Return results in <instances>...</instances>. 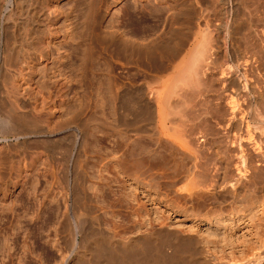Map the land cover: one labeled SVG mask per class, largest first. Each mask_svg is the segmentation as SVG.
Segmentation results:
<instances>
[{
	"label": "bare ground",
	"instance_id": "obj_1",
	"mask_svg": "<svg viewBox=\"0 0 264 264\" xmlns=\"http://www.w3.org/2000/svg\"><path fill=\"white\" fill-rule=\"evenodd\" d=\"M18 1L22 2V0L21 1L20 0H0V66H4V67L6 66V64H8V63H6V61L11 60L9 53H7L8 55L4 54L5 48L2 47L4 44L2 45V42H1L2 38L4 37V32H3V30H5L4 25L8 24L10 22L12 23L13 19H15L14 15H15V10H16L17 6H19V7L22 6V8H23V5L21 3L19 4ZM28 1L30 2L32 0H26V5H27ZM36 1L37 0H35V2ZM216 1L218 2V0H216ZM230 1H232V0H230ZM233 1L231 3H233ZM39 2H41V1H39ZM88 2H89V6H87V10L89 7V11L88 12L85 11L86 14L88 13V17H87V15H85V18L88 19V21H87L88 27L86 26L85 18L83 19V22L85 23V26L87 27V28L86 27H84V28H85V31L87 29V32L85 33V39L86 40L85 41L82 40V44H87V46H86V50H85V46L83 47L84 53L81 52L83 54L82 65L86 66L89 62H91V60L93 59L92 57H93L95 51H97L100 47H101L100 49H103V51L109 47L113 48V50H116V48L119 47L120 51H121V53L120 52L119 53L121 54V57L124 58V65H121V67L124 66L122 68H124L125 72L123 71L124 73H123V76L121 79L122 83L119 82V84L121 83L120 86L122 85V90H119L120 92L122 91L121 95H119V96L117 95L118 91L116 92V90L118 89L117 85L119 86V84H116V82H118V81L115 82V79L118 77L114 76L115 74H113V76L115 77V79H114V77L112 76L111 65L109 66V68L110 67L111 68L109 70L107 69L108 71H106L108 73L107 79L105 77H103L106 79V81H105L106 83H104V84H105V86H106L105 88L107 90V92H106L107 94H105V95H107V97L105 96L106 97L105 99L108 98L110 100V102H109L110 104H108V105L109 106L111 105V107H109V108H111V111H110L111 113H109V116H110V114L116 113L115 112L116 110H114V106L116 105L115 104L116 100L118 101V99L121 98V100L126 99V101H127V97H130V98H128V100L131 99V96H127V94H128V91H129V95L131 93L130 90H131L133 85H132V82L130 84V81L133 80L134 78L130 79V77L132 76V74L134 72L132 71V66L131 67L129 66V63H130L129 61L130 60L133 61L132 55L135 53L132 52V55H130L129 52H131V51H128L129 50L128 46H130V48H131V45H128V44H133V43H130V40H129L130 38L127 37L128 35L124 31L123 32L125 33V36L121 37V35H124V34H121L120 37H117L118 32H115V31H118L119 29H117V30L114 29L115 31H112L111 30L112 28L110 29L111 31L108 29V28L114 27V26H110L107 28L105 27L106 30L108 29L110 32H108V30H107V32H104L105 30L104 31L99 30V32H98V30L95 29V26H96V28L99 27V25L97 26V22H96V25L94 23V18H95L94 16H96V14L94 15V13H95V8H97V6H96L97 0H91V1L89 0ZM194 2H197V0L196 1L194 0ZM238 2H239V0H238ZM229 3H228V5H229ZM239 3H241V2H239ZM242 3H243L242 6H244V8H245L243 10L244 11L246 10L245 11L246 13L243 12V15L245 14L244 15L245 19L243 21H242L243 17L239 16L240 18H242V19H239V21L241 20V23H243V24L245 23L244 25L240 24L241 26H243V28H242L243 31L241 29H239L241 32L238 30L239 34L240 33H242V34L239 35V34L234 33V30H231V29L230 30H231V32L233 31V33L236 35V37H237V35L239 37V39H238L234 35L233 36L234 41L236 38V39H238L236 41L240 40L242 45H243V47H242V45H240L238 42V45L240 46V49H241V54L239 56H240V59L243 60L242 62H241V60H239L240 62L238 61V63L240 64L241 68H243V69H241L239 67L240 69L237 70L236 67L234 66V68L237 71H239L238 77H236L237 75H235V74L227 77V75H229V74L231 75V73H232V72L228 73V71H227V74L226 75L224 74V76H226V77L220 78L222 73L225 71V70L223 71V69H221V68L220 69L223 72L222 71H221L222 73L220 72L221 73L220 76L217 75L219 79H222L221 82L222 81L225 82V84L228 87H230L229 86L230 84L236 85V87H235V85H234V87H232L233 86L232 85L230 88H233L232 90H234V88H236L234 91L238 92L239 98H237V95L235 93H234L235 94L234 97L232 96L233 94L232 95L230 94L231 96L228 95V98H227V96L224 95V98L226 97V100H223L224 102L221 105L222 99L220 97H222L221 96L222 94H219L220 97H217V95L216 96L212 95L211 101L215 97L214 102L212 101L213 103L211 102L210 106H208L209 104L206 103L209 100V99L208 100H206V99L210 96L207 97L205 94H203L202 92H204V91H202V88H204L205 85L209 84L210 88L205 87L207 89V90H205L206 93H207V91H209V89L212 90V88L214 89L213 90V92H214L216 89L215 88L216 84L212 83L214 81H209L210 83L206 82V84H204V82L211 79L212 77H214V76L210 75V73H212L210 71L219 68L220 65L219 66L217 65L216 60H215V62H213L214 57L217 58L216 56L211 58L212 53L216 50L215 49L212 50V48L209 47L213 51V52H210L208 49V46L211 45V44H209V42L212 43L213 41H215V40H212V38H214V37L208 36V37H210L208 39V37L206 36L207 34L206 35L204 34L206 37L204 36L203 39H201V40H203L202 43L200 41V43H198L195 46L196 47L195 51L194 52L192 51L193 54L190 55V58L185 60V62L187 61L186 63L183 61L185 63V64L183 63L184 66L182 63H179V64H182V66H183V68L181 66L182 69L180 68L181 72L179 71L180 76L182 75V77L178 78L177 74L175 77L173 76L175 79L171 77L172 80L173 79L176 80L177 78L179 79V80H176L174 82V84L172 83L173 84L172 90L174 89L175 92L176 91L178 92V90L181 89V90H179L178 94L181 93L184 89H182V88L178 89V88H176V85L178 83V84H180V87H181L184 84V81H185L184 79L188 80V81H186L188 83V84H186L187 89H188V87H190L188 85L190 82H192L191 80L194 81V83L192 82L193 84L190 83V85H193V86L194 85L196 86V84L200 85V83L202 85V82L204 81L203 87L202 88L201 87L198 88V86L194 87L195 91L199 89L197 92H195L194 90H193L194 92L192 91V89H193L192 86H191V88H189L190 92L192 91L191 96H188L189 94H187L188 99H189L187 102H189V104L184 99H182L184 97L183 94L190 93L188 91L189 89L187 90L188 92L186 90L183 91L186 93H183L181 95L182 96L181 98L178 97V96H180V94L178 95L174 92L177 96H176V98L172 99V96L175 94L169 93L170 89H168V88H170L169 87L170 85L168 86V88H166V90H165V88L164 89L158 88L156 90H154V88H152L153 89L152 90L153 91L152 96L154 97V100L152 99V96L150 99H152L151 101H153V103L151 105L154 109H150L152 107H147L150 109V110L147 109V111H150V113H148L149 117H148L147 122H146L147 124L145 126L142 124L141 125L138 124V126H136L135 128H132V130L136 132V134L133 135V138H130L132 136H129V135H127V136L125 135L124 137L123 136L121 137L122 138V144H121L122 147H121V149H119V148L115 149L118 152L120 151L119 152L120 154L114 155L113 152H111V153L104 152V150H106L107 148L103 150L100 147L101 141H100V139H98L100 137H98L99 135L96 134L97 131L91 130L92 126L98 125L99 127H102V128H108L110 125H112V123H110L109 121L106 122L107 119L102 121V119H101L102 116L100 114L98 115L96 111L90 110L87 112V111H83V109H82L81 112L82 111L85 112V116L83 118L82 125L80 127H77V128L72 127V126L68 127V130L71 131L72 133H71V135H65V137L71 139L70 148H68V149L65 148L59 157L54 158V160H57L60 163L62 162L61 164L56 165V170L62 171L63 178H64L63 179L64 180V186H63L62 190H60V191L51 190V192L48 193L51 196V198L48 196L50 198V200H49L50 204H48V205H50V207H48V209L50 208L49 209L50 212H47L48 209L46 211L47 213H49V215L47 214L49 216V218L47 216L46 217L50 220V228L48 227V229H50V232H49L50 234L48 233V235H50L51 238L48 237V235L47 236L45 235V236L50 239L48 244L50 243L51 249L53 251L57 250V253L60 252V258H59L60 260L58 263H55V264H264V225L261 226V230L259 232L260 244L258 246H251V247L247 248L246 251H244L243 249L237 250V248H234V247H228V248H226V246L225 247L224 246L218 247L216 243H218V245H221L219 241L218 242L215 241L216 243L210 242V243H214L213 246H210L212 244H210L208 241V245L206 246V245H204L205 244L204 243L205 238L203 239L202 237H200V232H198L199 230H197L195 227H193V225L185 226L186 228H183L184 226L181 228L176 226V225L174 226L172 223H170L168 221L169 216H163V215L160 216L159 214H157L153 211L152 212H153L154 216H152V213L150 212L151 209H148L146 206L147 204L153 205L155 203L164 202L166 207H168V206L176 207L178 210H182L184 212H187V209L189 207H185L186 205H184V203H187L189 201L193 203V207H194L193 209H195L196 204L198 205L196 207L199 208V205L206 204V202H208V201H213L211 203H216V202L223 203L225 201L226 197H230L232 199L231 202H234L235 200H238V199L241 202H243V201L246 202V200H248V199L253 200L254 198H255L254 200H257L258 198L255 197V196H257L256 193L260 192V191L264 192V120L262 119V118H264L263 117L264 116V0H242ZM32 4L34 5V3H32ZM212 4H215V3H212ZM233 4H235V3H233ZM233 4H232V6H233ZM31 5H29V6L27 5L28 6L27 8L29 9ZM39 6H40V4H39ZM41 6H43L42 9L45 11V14H46L44 16V18L42 19L41 23H40V20H41L40 14H39L38 10H36L35 12L31 11V13H30L28 11V9L27 10L25 9L26 11H28L30 13V15L32 14V16L30 17L27 14L30 17V19L25 20L26 18H28V16H26V18L24 20L26 21V23H30L29 26L32 25L37 30L40 31L39 32L40 34H38L36 36V39L39 36L38 39L40 40V42L43 45V44H47V42H53V40H56V38L58 37V34L56 33V31L54 29L55 28L54 27L55 19L58 15V10L56 9V7H54L52 0H43ZM198 6L196 8V11L198 9ZM223 6L224 5H222V7ZM220 7H221V5H220ZM211 8L209 10H211ZM226 8L227 9L230 8V5ZM234 8H235V6H234ZM33 9L35 10L34 6H33ZM33 9H31V10H33ZM126 9L128 10V8H126ZM126 9H125V13H126ZM203 9H205V8H203ZM227 9H225L224 11L228 12ZM18 10H19V8H18ZM238 10H239V8H238ZM19 11H18V13H20ZM26 11L24 14L27 13ZM237 11H235V12H237ZM132 12H136V11L134 10ZM140 12H136L135 14L137 15V13L139 14ZM203 12H205V10L204 11L202 10L201 16L203 15ZM129 13L130 12H128V14ZM209 13H210V11H209ZM220 14L221 13H219V15ZM228 14L230 15L231 13H228ZM236 14L237 13H235V15ZM54 15H55V19H54V17L52 18V16H54ZM126 15H127V13L125 14V16ZM206 15H208V14H206ZM210 15L212 17V13ZM225 15L227 16V13L224 14V16ZM235 15H233V16L235 17ZM198 16H200L199 13H198ZM216 16H217V14H216ZM189 17H190V15H189ZM21 18H22V16L20 17V19ZM137 18H139V16ZM137 18H136V20L139 21L140 18L139 19H137ZM142 18L143 17H141V19ZM198 18H200V17H198ZM203 18H204L203 21L200 20L201 23L203 22L204 25L210 24L209 23V20L211 19L210 16L208 18H205V15H204ZM203 18L201 17V19H203ZM226 18H225V21H226ZM130 19H132V18H130ZM133 19H132V21H135ZM205 19H207V21H205ZM235 19L237 20V23L235 20H232V21L233 22L235 21L233 26H236L238 24L237 27H235L237 30L238 26H240V25L238 23V17ZM24 20H21V21L24 22ZM123 20H125V23H126L128 18L125 17V19H123ZM14 21H16V20H14ZM129 21H131V20H129ZM132 21H131V23H133ZM221 21H223V20H221ZM225 21H223L224 23H222V25L224 24L225 29L227 30V33L229 35V33H230V31L228 30L229 26H228V23L227 24L225 23ZM228 22H230V21L228 20ZM233 22H231V23H233ZM217 23L218 22L215 23L216 26H218V25L220 26V24H217ZM71 24H72V22H71ZM138 24H140V26L142 25L141 23H138ZM17 25H18V23H17ZM27 25H26V27H27ZM198 25H199V23H198ZM23 26H24V24H23ZM29 26L27 28L26 27L25 28L28 29ZM68 26H70V25H68ZM82 26H84V25H82ZM125 26H126V24H125ZM136 26H137V23H136ZM144 26L145 25H143L142 28ZM209 26L207 25L206 30L204 28V32L205 31H211L210 29L208 30V28H211ZM221 26H220V28H221ZM203 27H205V26H203ZM212 28H214V27H212ZM23 29H24V27L22 28V33L25 31V30L23 31ZM70 29H72V28L65 30L64 37L65 38L69 37L71 41H75L77 38H79V36L77 37L75 35L76 32L74 33ZM133 29H135V28H133ZM136 29H138V31H139L141 29V27H140V29H139V27ZM31 30L33 31V29H31ZM215 31H218V30L215 29ZM84 32H83V34H84ZM102 32H103V34H102ZM134 32H135V30H134ZM139 32H141V35L144 33L143 30H141ZM212 32H213V30H212ZM36 33H38V31ZM216 33H218V32H216ZM25 34L26 35L28 34L29 36L32 34L31 36H33L34 33L30 34V33L26 32ZM221 34L223 35V33H221ZM232 34H230V35H232ZM28 35L26 36L27 38H28ZM143 35H142L143 39H140V40L141 41L143 40L145 42ZM202 36H203V34H202ZM23 37H25L24 34H23ZM27 38H25V40ZM31 38H28V39H31ZM204 38H207V39L204 40ZM226 38L228 39L229 37L225 36L224 41L226 40ZM230 38H231V43H232L233 38L231 36H230ZM28 39L26 40L27 42L30 41ZM80 39H82V37ZM77 40H76V42H77ZM207 40H209V41H207ZM68 41H66V42L68 43ZM144 42H142V43H144ZM69 43H72V42L69 41ZM79 43L81 44V42H79ZM225 43H226V41H225ZM231 43L229 41V50L232 49L230 47V45H232L233 43L232 44ZM235 44L237 45V42ZM141 45H143V44H140V46ZM213 45L214 44H212L211 46H213ZM234 45H232L233 51H234V47H236ZM217 46L215 43L214 48ZM218 48H219V46L217 47V51H218ZM235 49H237V47ZM140 50L142 51V49H140ZM238 50H239V47H238L237 51ZM19 51H21V48ZM64 51L66 52V50H64ZM100 51L103 52L102 50H100ZM139 51H138V54H139ZM224 51H226V49ZM107 52H108V50H107ZM227 52L229 54L230 51H227ZM111 53H112V51H111ZM177 53H179V52L177 51ZM128 54L130 55V57L132 59L129 58ZM65 55H66V53H65ZM174 55H175V52H174ZM233 55H231V53H230V57L232 56V58H233L234 57ZM45 56H46V54H45ZM137 56H140V54ZM176 56H179V54L178 55L176 54ZM239 56H237V59L235 57L236 61L238 60ZM8 57L10 58V60H8L9 59ZM66 57H67V55H66ZM94 57H98V56H94ZM142 57L144 58V56H140V59H142ZM145 57H147V55ZM226 57L228 59V56H226ZM40 58H41V60H43L44 55L43 54L40 55ZM63 58H65V57H63ZM111 58H113V57H111ZM232 58H231V61L234 59V58L233 59ZM227 59H226V61H227ZM111 60H109V61H111ZM142 60H144V59H142ZM135 61H137V59H135L133 61L134 63H131V64H136L138 62V61L137 62H135ZM171 61H172V59H171ZM99 63H97V64H99ZM114 63H115V60H114ZM212 63H213V65L215 63L217 68L215 67L213 69V67L215 65L211 66ZM241 63H243V64L241 65ZM111 64H113V62ZM138 64H140V63H138ZM138 64H137V66H139ZM143 64H145V63L143 62ZM179 64H178V66H179ZM24 65H25V66H23L24 68H18L14 71H11V69L9 70V68H8L7 69L8 70L7 76L8 77H5L4 79L0 78V90H3V92L5 93V96H8V98H10L11 100L16 99V97L18 95L23 96V92H25L26 90H31V86H29V85L25 86L26 83L19 82L20 79L22 80L24 77V69L26 67L33 70L31 62H26ZM230 65H232V64H230ZM230 65L228 67H225V69L226 68L229 69V67L231 68ZM236 66H238V64ZM133 67H134V65H133ZM81 68H82V66H81ZM84 68H86V67H84ZM135 68L136 67H134V71H136L137 73L138 72L140 73L139 77L142 74L141 72H143L144 75L147 74V73H144L143 69H140L138 67V69H139V71H138V69L136 68L137 69L136 70ZM142 68H143V66H142ZM113 69L115 70V68H113ZM235 69H233V71H235ZM161 70L163 71L164 69L162 68ZM166 70H168V69H166ZM230 70H232V68ZM162 71H160V73H164ZM82 72H85V69L83 71V68H82ZM217 72H218V70L216 71V73ZM138 74L135 73V75L137 77H138ZM118 75H119V73H118ZM213 75H215V74H213ZM161 76L159 77L160 79H161ZM186 76H187V78H186ZM239 76H241V78L243 79L242 82L239 81V78H240ZM132 77H134V76H132ZM62 78H63V75H62ZM159 78L157 76V80H156L157 82L155 81L156 83L159 82L158 81V80H160ZM64 79H65V77H64ZM72 79L74 80V78H72ZM141 79H142V77H141ZM216 79H217V77H216ZM68 80H70V79H68ZM144 80H146V78ZM182 80H184V81H182ZM100 81L101 80H99V83H100ZM138 81H139V79L137 80V82ZM169 82H171V81H169ZM217 82H218V80H217ZM223 82H222V85L220 84L221 87L224 86ZM56 83L59 84L60 88H62V89L66 84L65 80H62V79H58V81H56ZM211 83H212V85H211ZM144 84H141V85L144 86ZM213 85H214V87H213ZM115 86H116V88H115ZM158 86H159V84H158ZM227 86H224V88H226ZM39 87L40 86L36 87V89H37L36 94L40 97L41 107H44V109L47 110V113H51L53 111V108H54L53 107L54 102H52V105H47L46 100L49 99L50 94L45 92V90L42 87H40V88ZM101 87L98 88V92L101 91L100 90ZM140 87H142V86H140ZM156 87H157V85H156ZM161 87H162V84H161ZM182 87L185 88V85H183ZM216 87H217V85H216ZM102 88H104V87H102ZM120 88L121 87H119V89ZM129 88H130V90H129ZM148 88L149 87H147V89ZM224 88H223V90H227V91H224L225 92L224 93L223 90L221 89L224 94H226L228 91H230V90L224 89ZM143 89H145V88H143ZM140 91L142 92L141 89H140ZM140 91H138V93ZM0 92H2V91H0ZM102 92H104V91H102ZM149 92H147V93H149ZM213 92L211 91L208 93L209 94H211V93L216 94V92H214V93ZM99 93H101V92H99ZM141 94H144V93H141ZM141 94L139 96L140 98L143 99L144 98L143 96L146 97V95H145L146 93L143 96H141ZM150 94H151V92H150ZM209 94H207V95H209ZM101 95L103 96L102 93H101ZM202 95H205L207 97L206 98L204 96V98H205L204 101H200ZM102 96H101V98H102ZM135 96H136V94H135ZM137 98H138V94H137ZM190 98H192V100H193V102H191V104H190V101H191ZM194 98L196 100H194ZM219 98H220V101H218ZM241 98H243V100L246 101L247 104H249L248 106H252L254 108V111L258 112V113H256V115H254L252 117L250 116L251 119L253 118L252 122L250 120L248 121L247 120L248 118L246 119V116L248 115L247 113L249 111L248 112L246 110L243 111V108H246V107H243L244 105H242V107H241V105L239 103ZM3 99H5V98H3ZM148 99H149V96H148ZM175 99L176 100L178 99V100L175 101ZM185 99H186V95H185ZM7 100H6V102H7ZM132 100H133V98H132ZM145 100L146 99L144 98V101H142V102L144 103ZM83 101H85V100L83 99ZM99 101H100V99H99ZM105 101H102V102H105ZM139 101H141V99ZM183 101H185V102H183ZM11 102L12 103H10V102L7 103V104H9V106L7 105L8 106L7 109L4 108L6 110H2L0 108V148L1 149L3 148L2 147L3 143H7L11 139V137H14L13 139L16 142H17V140H19V143H20V142H22L21 141L22 139H26V141H28L27 139L34 137V140L38 139V141L39 140L41 141L42 137L46 136V138H47L49 136L48 134L46 135V133H40L42 131L38 129L41 127V125H40L41 118L39 115H37L35 113H34V115L33 114L32 115H26V113H22L20 111L21 107L16 103V101L12 100ZM119 102L124 103L123 101H120V99H119ZM119 102H118V104H119ZM147 102H145V104ZM136 103L138 104L139 102L137 101ZM136 103H135V106H137ZM209 103H210V100H209ZM3 104L4 103H2V105ZM102 105H104V104H102ZM97 106L98 105H96L95 107H97ZM120 106H122V105H120ZM124 106L125 107H122V108H124V110L127 106L129 107V105L126 106V104ZM130 106H133V105L130 104ZM165 107H167V109ZM198 107L199 108L202 107V108L199 109ZM131 108H133V107H131ZM241 108H242V110H241ZM172 109H173V111L175 109L176 110L173 112ZM201 109H203V110H201ZM118 110H120V109H118ZM126 110H128V109H126ZM129 110H132V109H129ZM143 110H145V108H143ZM137 111H139V109H137ZM137 111L134 110V112H137ZM215 111L216 112L223 111L222 113H224L227 116V118H225L226 116L223 115L224 116L223 118H225V119H223V118L219 119L218 116L220 117V115H222V114L219 113L220 115L217 114L218 116L216 115L217 116L216 117L215 115H213V114H216ZM250 111H251V113L254 112V111H252V109ZM100 112L102 114V111H100ZM120 112H121V110H120ZM129 112H131V111H129ZM139 112H137V113H139ZM244 112H247V113H244ZM106 113L108 116V112H106ZM122 113H121V115H119V117L120 116L123 117ZM124 113L126 114V111H124ZM131 113H133V112H131ZM143 113L145 114V112H143ZM209 113H211V115H209ZM127 114H128V112H127ZM129 115H131V114H129ZM146 115H147V113H146ZM257 115L261 116V117L258 118ZM99 116H101V117H99ZM132 116H133L132 119H137V118H135L136 115L135 116L132 115ZM137 117L139 119L140 115H137ZM102 118L104 119V117H102ZM145 119H146V117H145ZM130 121H131V119H130ZM135 121L139 122V120H135ZM140 121H142V119ZM129 123H131V122H129ZM136 123H134V124L136 125ZM129 126H132V125L129 124ZM132 127H134V126H132ZM89 129H90V132H88ZM50 137L48 139H50ZM29 141H30V139H29ZM11 143L9 142V144H11ZM19 143H17V144H19ZM23 143H24V140H23ZM17 144H15V145H17ZM101 144H102V142H101ZM20 145H21V143L17 146H20ZM4 146H5V144H4ZM25 147H26V144H25ZM112 151H114V150H112ZM188 163H190V164H188ZM127 177H132L134 182L135 181L137 183L142 182L145 185L146 189L142 190V191L140 190V192H136L140 187L137 189L138 186L135 187L134 185H131V183L129 186L128 185L129 183H127L128 182ZM141 177H143L144 181H147V178L149 179V181L147 183L146 182L144 183L142 181ZM144 177H146V180L144 179ZM179 178H181V180L184 179L183 182H186V180H187V182L183 183V182H181V180H179ZM37 179L38 178H36L35 180H37ZM178 180L182 184H185V185L183 186L181 184H177ZM34 182L38 183L36 181H34ZM89 182H90V184H89ZM180 182H178V183H180ZM126 183H127V185H126ZM176 184L181 185V186L176 187ZM127 186L131 187L130 188L131 190L128 189ZM114 187L116 189L113 190ZM126 190H128V191H126ZM90 191H92V192H90ZM152 191H155V193L152 194ZM58 193L60 194L59 198L57 197ZM111 193L116 195L115 196L116 198H113L114 195L112 197L113 202L112 201L109 202L110 195H112ZM3 195H5V194H3ZM34 195H35V193H34ZM78 196H80L83 199V201L81 199L79 200ZM261 196H263V195H261ZM263 198H264V196H263ZM262 200H264V199H262ZM262 200H260V201H262ZM0 202L3 203L4 201H0ZM37 202H39V200ZM181 202H184L183 206L185 208L182 207L181 204H180L181 206L179 205V203H181ZM42 204H43V202H42ZM112 204H115V206L118 207V210L117 209L114 210L115 208L112 209L111 208ZM38 205H39V203H38ZM41 205H39L38 207H40ZM187 206H188V203H187ZM39 209H42V208H39ZM2 210H3V208H2ZM90 210H92L96 213L95 217L93 216L94 218H92L91 215L90 216L88 215ZM188 210H192L191 207ZM193 212H194V210H193ZM262 212H264V209L262 210ZM37 213L38 212H36L35 214H37ZM1 216H2V214H1ZM36 216H38V215H36ZM41 216H44V214H42ZM31 217H34V216H31ZM202 217L205 218L203 221H205L207 223L213 222V221L209 220V218H207L206 216H202ZM6 218H7V216H6ZM14 219H17V218H14ZM6 220L8 221L9 219H6ZM257 220H258V222H264V215L262 214L261 216H258ZM19 221L21 222V220H19ZM19 221H16V223ZM42 221H44V220H42ZM101 221H103L104 223H102ZM8 222H12V221H8ZM47 222H46V224H47ZM222 223H224V222L222 221L221 224ZM12 224L10 223V225H12ZM39 224H41V223H39ZM102 224H104V226L106 228L102 227ZM223 225L224 224H222V227L224 228ZM5 226H7V225H5ZM15 226H17V225L15 224ZM38 226H40V225H38ZM86 227H88V229H90V230L92 229L93 232L92 231H91L92 233L89 232L90 235L87 234L88 231L86 233V230H85ZM6 228H8V226ZM6 228H4V229H6ZM36 228L33 230V232L36 231ZM41 229H43V228H41ZM96 229H98V230H96ZM8 231H9V229H8ZM43 231H44V229H43ZM5 232H6V230H5ZM14 232H15V230H14ZM46 232H48V231H46ZM209 232H212V231H208V233ZM2 233H3V231H2ZM16 233H17V231H16ZM31 233H32V231H31ZM36 233H37V231H36ZM206 233H207V231H206ZM212 234H209L208 237L211 236ZM3 235L7 236V233L2 234V237H3ZM11 236L13 237V235H11ZM2 237H1V232H0V259H1V256H3V254H4V248L8 246V245H6L5 242H3V240L5 238L2 239ZM223 237L224 236H222V239H223ZM17 238H18V236H17ZM17 238H15V239H17ZM201 238L204 240V242L202 241ZM207 238H206V240L209 239V238L208 239ZM33 239L35 240V238H33ZM43 241H42V243L44 244L46 241H44V242ZM9 242L12 243L13 241H9ZM32 242H34V241H32ZM28 243H29V241H28ZM4 244L6 245L5 247H4ZM12 244L16 246L15 243H12ZM27 244H25V245H27ZM31 244H33V243H31ZM31 244H30V246H31ZM48 244H46L47 247H48ZM15 246L13 248L17 250L18 248L17 247L15 248ZM17 246H18V244H17ZM10 247H12V246H10ZM23 247H25V246H23ZM31 247H32L31 248V250H32L33 246H31ZM13 248L12 249L10 248V250H13ZM28 248H29V246H28ZM36 248H37V246H36ZM240 248H242V247L240 246ZM25 250L26 249H24V252H25ZM21 251H22V248H21ZM32 251H30V252H32ZM33 252H35V251H33ZM44 252H45V249H44ZM5 253H6V251H5ZM16 253L17 252L14 250L13 253H11V254L6 253V254H8V257L9 256L11 257V256H14ZM35 253L38 254L39 251L35 252ZM41 253H43V252H41ZM57 253L55 255H57ZM24 255H27V254H24ZM50 255H52V254L50 253ZM37 256H36V259H34L35 257L33 256V259L38 260ZM14 257H16V256H14ZM17 257H20L21 263H22L24 261V258L27 256H25V257L22 256V257H24L22 259V257L19 256V254H18ZM39 257H42V256L39 255ZM53 257H55V256H53ZM34 260H33V262H34ZM43 261H41L40 263H42ZM51 261H52V259H51ZM0 262H2V260ZM49 262H46V263L49 264ZM3 263H1V264H3ZM23 264H24V262H23Z\"/></svg>",
	"mask_w": 264,
	"mask_h": 264
},
{
	"label": "rangeland",
	"instance_id": "obj_2",
	"mask_svg": "<svg viewBox=\"0 0 264 264\" xmlns=\"http://www.w3.org/2000/svg\"><path fill=\"white\" fill-rule=\"evenodd\" d=\"M39 1H41V2H39ZM88 1L89 0H52L54 7H56V9L58 10V15H57L56 19H55V15L52 16V18L54 17V19H55V25H54L55 28L54 29H55L56 33L58 34V37L56 38V40H53V42H47V44L42 45V43L38 39L39 36L36 39V36L38 34H40L39 33L40 31L37 30L32 25H30L32 27L31 28L29 26L30 23H26V21H25L27 19H30V17L32 16V14L30 15L31 11L35 12L36 10H38V12L40 14V19H41L40 23L42 22V19L46 15L45 11L42 9L43 6H41L43 0H37L36 2H35V0H32L30 2L28 1V3H27L28 6L31 5L32 3H34V5L33 4L32 5L35 7V10L33 9L32 5L30 6L29 9L27 8L28 6L26 5V0H22V2L18 1L19 4L21 3L23 5V8H22V6H20V7L17 6L16 10H15V15H14L15 19H13L12 23L10 22V23L4 25L5 26V30H3L4 37L1 40L2 45L3 44L4 45L3 46L1 45V46L5 48L4 54H6V55H8L7 53L10 54L11 60L8 57L9 58L8 60H10V61H6V63H8V64H6L5 67L0 66V78L4 79L5 77H8L7 76L8 75L7 69L8 68H9V70L11 69V71H14L18 68H24L23 66H25L24 64L26 62L32 63L33 70L26 67L24 69V77L22 80L20 79V81H19L22 83L23 82L26 83L25 86L26 85L31 86V90H26L25 92H23V96L18 95L16 97V99H12V100L16 101V103L21 107L20 111L22 113H26V115H32V114L34 115V113L39 115L41 118V121H40L41 127L38 129L42 131L40 133H46V135L48 134L49 136L47 138H46V136L42 137V139L46 138L45 140L44 139L42 140L40 138L41 141L40 140L38 141V139L34 140V137L29 138L30 141H29V139H27L28 141H26V139H22L21 140L22 142H20L21 143L20 146H17L20 144L19 140H17V142H16L13 139L14 137H11V139L9 138L11 141L9 140L7 143H3V146H2L3 148L2 149L0 148V199H1L0 201H4L3 202L4 204L2 202H0V207L2 206L0 208V216L2 214V216L0 217V230H1L0 232H1V237H2V234H6V233L8 236L7 237V236L3 235V237H2V239L5 238L3 240V242H5L6 245H8V246L5 247L6 245L4 244V247L6 249L4 248V254H3V256H1V259H0V261L2 260V262H0V264L3 262H4L3 264H23V262H24V264H43V263L45 264L46 262H49V261H50L49 264H55V263L59 262L60 252L57 253V250L53 251L51 249L50 243L48 244V242L50 241V239L48 238V237H50V235H48V233L50 232V229H48V227L50 228V220L48 219L49 213H47V212H50V210H49L50 208L48 209V207H50V205H48V204H50L49 200L51 198V196L48 193H50L51 190L60 191V190H62V188L64 186V180H63L64 178H63L62 171L56 170V165L61 164L62 162L60 163L59 161L54 160V158L59 157L65 148H67V149L70 148L71 139L66 138L65 135H71V133H72L71 131L68 130L69 126L77 128V127H80L82 125L83 118L85 116V112H83V111H87V112L90 110L96 111L98 115L100 114L102 117H104V119H103L101 116H99V117H101L102 121L107 119L106 122L109 121L110 123H112V125H110L108 128H102V127H99L98 125H93L91 130L97 131L96 134L99 135L98 137H100L98 139H100V141L102 142V144L100 142V147L103 150L107 148L106 150H104V152H109V153L113 152L114 155L120 154L119 153L120 151L118 152L115 149H118V148L121 149V147H122L121 146V144H122V138L121 137L122 136L124 137L125 135L126 136L129 135V136H132L130 138H133V135L136 134V132L133 131L132 128H135L136 126H138V124L139 125L142 124L144 126L147 124L146 122H147V119L149 117L148 113H150V111H147V109L148 110L154 109L151 105L153 103V101H151V100L152 99L154 100V97L152 96V92H153L152 88H154V90H156L158 88L159 89L165 88V90H166V88H168V86L170 85L169 86L170 88H168V89H170L169 93L178 94L179 90H181L179 88L184 89L183 91H185V90L187 91L192 86L193 87L192 91L193 90L195 91L194 87H197V86H198V88L203 87L204 81L202 82V85L200 83V85L196 84V86L195 85L193 86V85H190V83H192V82L194 83V81L191 80L192 82H190L188 85L190 87H188V89H187L186 84H188V83L186 81H188V80L184 79L185 81L184 80H182V81H184L183 85H185L186 89L184 87H182L183 86L182 84H181L182 86L180 87V84L177 83L176 88L179 89V90L177 89L178 92L177 91L175 92L174 89H173L174 91L172 90V85L174 84V82L176 80H179L178 78L182 77V75L180 76V72H181V69L183 68L184 64L187 62V61L185 62V60L190 58V55H192L193 52L195 51V48H196L195 46L198 43H200V41L202 43L203 40H201V39H203V37L206 34H207L206 35L207 37L212 36V37H214V38H212V40H215V41H213L214 43L209 42V44L215 45V43H216V46L217 45L219 46L218 51H217L218 46L214 48V45L213 46L207 45L210 52H213L212 51L213 49H215L217 51V52L214 51L212 53L211 58L216 56L217 58L214 57L213 62H215V60H216L217 65L218 66L220 65V66H219V68H217L215 63H214L215 66L212 63L211 66L212 65L214 66L213 69L215 67L217 69L211 70L210 72H212L215 75H213L212 73L209 72L210 75L214 76V77H212L211 79L204 82V84H206V82L210 83L209 81H214L212 83L217 85V87L215 85L216 89L214 91V92H216V94L213 92V90H214L213 88H212V90L209 89L210 87H209V84L207 83L208 85H205V87L206 88L209 87L208 88L209 91H207V93H206L205 90H207V89L204 87L205 89L202 88V91H204L205 93L202 91L201 92L203 94H205L207 97L208 96H210V97L207 98L205 95H202L201 96L202 100L200 99V101H204V99H205L204 96H205L207 98L206 100H208V99L210 100V103H209V100H208V102H206L209 104L208 106H210L211 102L212 101L214 102V98H215L214 97L213 100L211 101L212 95L213 96L217 95V97H220L219 94H222L221 95L222 97H220L222 99L221 105L224 102L223 100H226V97L224 98V95L227 96V98H228V95L231 96L233 94L232 96L234 97V95L236 94L237 98H239L238 92L234 91L236 88H234V90H232L233 88H230L232 85H233L232 87H234L235 84H230L229 85L230 87H228L225 84V82L222 81L224 86H227V87L226 88H224V86L221 87V85H222L221 80L222 79H219L217 75L220 76V74L224 70H225L224 71L225 73L223 72L222 75L220 76V78L226 77V76H224V74L226 75L227 71H228V73L232 72L231 75L229 74V75H227V77L232 76L234 74L237 75L236 77H238V75H239V71H237V70L240 69L241 66L238 63V61L241 60V62H242L243 60L240 59V56H239L241 54V49H240V46L238 45V42L240 45H242V43L240 40L236 41L239 39V37H238V35L236 37V35L234 33L239 34V31H240L239 29L242 30V28H243V26H241L243 23H241V20L239 21V19H242L240 17H243L242 21L245 19V17H244L245 14L243 15V12L246 13L245 12L246 10L245 11L243 10L245 8H244V6H242V4H243L242 0H239V2H241V3H239L238 0H234L235 2L232 0L233 3H235V4L231 3L232 1H230V0H218V2L216 0H200V1L197 0V2H194V0H99V1L97 0V4H96L97 8H95V13H94V15L96 14V16H94V15L93 16L95 17L94 18L95 25L97 22V26L99 25V27L96 28V26H95V29L98 30V32H99V30L100 31L105 30L104 32H107V30L108 29L110 30L111 28H112L111 29L112 31H115L114 29H116V30L119 29L118 31H115V32H118L117 37H120L121 34H124V35H121V37H123V36H125V33H126L128 35V36L127 35L126 36L130 38L129 39L130 43H133V44H128V45H131V48H130V46H128V49H129L128 51H131V52H129L130 55H132V52L135 53V54H133L135 57L132 55L133 61L135 59H137V61H138V62L135 61V62H137L136 64H131L134 62L131 60L129 61L130 62L129 66L130 67L132 66V71L134 72V73L132 72L133 73L132 76H134V77H132L130 75L131 76L130 79L134 78L133 80L130 81V84L132 82V85H133V86L131 85L132 86L131 90L129 88L131 93L129 95V91H128V94H127V96H131V99L128 100V98H130V97H127V101H126V99L122 98L123 100H121V98H119L120 101H123L124 103L119 102V99H118V101L116 100L115 101L116 105L115 106L113 105L114 110H116L115 111L116 113L110 114V116H109V113H111L110 112L111 108H109V107H111V105L110 106L108 105V104H110L109 103L110 100L108 98L105 99L107 97V95H105V94H107L106 93L107 90L105 88L106 86L104 83H106L105 81H106L107 75H108V73L106 71H108L112 67V70H113V71L111 70L112 76H113V74H115L114 76L118 77V78H116L117 79L116 80L115 77L113 76L115 79V82L118 81V82H116V84H119V82H121L123 73L125 72L124 68H122L124 66L121 67V65H124V58L121 57V54H120L121 51H120L119 47L116 48V50H113V48L109 47L104 51H103V49H100L101 48L100 47L99 49L102 50L103 52H101L98 49L97 51H95V53L92 57L93 58L92 59L93 61L91 60L92 63L89 62L86 66L82 65V59H83L82 53H84L83 47L85 46V50H86V46H87V44H82V40H84V41L86 40L85 39V33L87 32V29L85 31L84 27H86V26L88 27V25H87L88 19L85 18V15H87V17H88V13L86 14V12L89 11V7L87 10V6H89ZM212 3H215L216 5L212 4ZM228 3L230 5L231 9L226 8L229 6ZM39 4H40V6H39ZM232 4H233V6H232ZM220 5H221V7H220ZM222 5H224L223 7L225 9H227L228 12L224 11L225 9L222 7ZM197 6H198L199 10L197 9V11H196ZM206 6L207 7L209 6V7L207 8ZM234 6H235V8H234ZM202 7L205 9H203ZM18 8H19V10L20 9L21 10L19 11ZM126 8H128V10ZM210 8H211V10H209ZM238 8H239V10H238ZM25 9L26 10L28 9V11L30 13L28 11H26ZM31 9H33V10H31ZM125 9H126V13H127L126 16H125V14H126ZM207 9L210 11V13ZM134 10L136 12L141 11L139 13L140 15L137 13V15L139 16L140 19L137 18L138 16L135 14L136 12H132ZM202 10L203 11L205 10V12H203V15L201 16ZM18 11L20 13H18ZM25 11L27 12L26 14H24ZM235 11H237V12H235ZM128 12H130V13L128 14ZM197 12L199 13L200 16H198ZM211 13H212V17L210 15ZM219 13H221V14L219 15ZM226 13H227L228 17L226 15L224 16V14H226ZM228 13H231L230 14L231 16ZM235 13H237V14L235 15ZM131 14L132 15L134 14V15L132 16ZM206 14H208L211 18L210 20L208 19L209 23L211 25L207 24L208 26L210 25L209 27H211V28H208V30L210 29L211 31H205L206 32L205 33L204 28L206 30L207 25L206 24L204 25L203 22L201 23V21L204 20V18H203L204 15H205V18L209 17ZM216 14H217V16H216ZM189 15H190V17H189ZM233 15H235V17ZM21 16H22V18L20 19ZM26 16H28V18H26ZM140 16L143 18L141 19ZM125 17L128 18L126 23H125V20H123V19H125ZM135 17L137 19H139V21H137ZM198 17H200V18H198ZM201 17L203 19H201ZM237 17H238V23H239V25L240 24L241 25L238 26V29L236 30L235 27H237L238 24L237 25L235 24L236 26H233V25H234L235 21L237 23V20L235 19ZM84 18L86 21V26H85V23L83 22ZM130 18H132V19L134 18L133 20H135V21H132V19H130ZM225 18H226V21H225ZM14 20H16V21H14ZM21 20H24V22ZM129 20H131L133 23H131V21H129ZM221 20L225 21L226 24L228 23V26H229L228 30L230 31L229 35L227 33V30L225 29L224 24L222 25V23H224V22ZM228 20L230 22H228ZM232 20H235V21L233 22ZM205 21H207V19H205ZM71 22H72V24H71ZM135 22L137 23V26H136ZM216 22H218L217 24H220V26L222 25L221 26L222 29L220 28L219 25L216 26V24H215ZM231 22H233V23H231ZM17 23H18V25H17ZM138 23H141L142 25L140 26V24H138ZM198 23H199V25H198ZM23 24H24V26H23ZM125 24H126V26H125ZM26 25H27V27L29 26L28 29H26L27 28ZM68 25H70V26H68ZM82 25H84V26H82ZM143 25H145V26L142 28ZM110 26H114V27H110ZM203 26H205V27H203ZM23 27H24L23 31L24 30L25 31L22 33ZM105 27L106 28L110 27V28H108L106 30ZM138 27H139V29L141 27V29L139 31H141V30L144 31V33L142 32L144 35L143 34L142 35L144 36L145 42L143 40L142 41L140 40L143 38H142L141 32H139L138 29H136ZM212 27H214V28H212ZM30 28L33 29V31ZM65 28L66 29L72 28L70 30H72L74 33L76 32L75 35L77 37L79 36V38H77L78 40L76 39L77 42H76V40L71 41L69 37H66V38L64 37V33L66 30ZM133 28H135V29H133ZM215 29L218 31H215ZM230 29L234 30V33H233V31L231 32ZM109 30H108V32L111 31V30L110 31ZM134 30H135V32H134ZM212 30H213V32H212ZM37 31H38V33H36ZM26 32L30 33V34L34 33L33 36H31L32 34L30 36L27 34L28 38L32 37L34 40L32 38L28 39L26 37L27 35L25 34ZM83 32H84V34H83ZM216 32H218V33H216ZM221 33H223V35ZM23 34L25 37H23ZM102 34H103V32H102ZM202 34H203V36H202ZM230 34H232V35H230ZM240 34H242V33H240ZM234 35L236 38H238V39L235 38V41L237 42L238 46L235 44L236 42L234 41V37H233ZM225 36L229 37L228 39L226 38V40H225L226 43L224 41ZM230 36L233 38V41H234V42L232 41L233 44L231 43ZM81 37H82V39H80ZM210 37H208V39ZM25 38H27L30 41L27 42L26 41L27 39L25 40ZM67 39L72 43H69V41ZM205 39H207V38H204V40ZM66 41H68V43ZM78 41L81 42V44ZM207 41H209V40H207ZM229 41L232 45L235 44L234 46H236L237 49L239 47V50L237 51V49H235L236 47H234V51H233L232 45H230V47L232 49L230 48L231 50H229ZM142 42H144V43H142ZM140 44H143V45L140 46ZM209 47L212 48V50ZM242 47H243V45H242ZM20 48H21V51H19ZM140 49H142V51ZM225 49H226V51H224ZM64 50H66V52ZM107 50H108V52H107ZM111 51H112V53H111ZM138 51H139L140 56H144V58L142 57V59H144V60L140 59V56H137V55H139ZM171 51L172 52L174 51L175 55H174V52L172 53ZM177 51L179 53H177ZM227 51H230L229 54ZM44 53L46 54V56ZM65 53H66L67 57H66ZM141 53L142 54L144 53V54L142 55ZM230 53H231V55H233L235 53L233 55L234 59L232 58V56L230 57ZM42 54L44 55L43 60H41V58H40V55H42ZM145 54L147 55V57H145L146 56ZM176 54L177 55L179 54V56H176ZM130 55H129V58L132 59L130 57ZM225 55L228 56V59ZM94 56H98V57H94ZM237 56H239V58L236 61ZM63 57H65V58H63ZM111 57H113V58H111ZM224 57L227 59V61ZM235 57H236V59H235ZM231 58L233 59L232 61H231ZM171 59H172V61H171ZM109 60H111L113 62V64H111L112 62ZM114 60H115L116 64L114 63ZM143 62L145 64H143ZM97 63H99V64H97ZM138 63H140V64H138ZM179 63H182V64L184 63V64L182 66V64H179ZM137 64L139 66H137ZM178 64H179V66H178ZM230 64H232L233 66ZM237 64H238V66H236ZM242 64L243 63H241V65ZM110 65H111V67L109 68ZM133 65L137 69H138V67L140 69H143L144 73H147V74L144 75L143 72H141L142 74L139 77L140 73L138 72L139 73L138 74L136 71H134ZM141 65L143 66V68ZM229 65L231 66L232 70H230L231 69L230 67H229V69L228 68L225 69V67H228ZM81 66L83 68V71L85 69V72H82ZM181 66H182V68H181ZM234 66L236 67L237 70L234 68ZM84 67H86V68H84ZM113 68H115V70ZM162 68L164 69L163 71L161 70ZM165 68L168 70H166ZM220 68L223 69V71ZM233 69H235V71H233ZM241 69H243V68H241ZM159 70L164 72V73H160ZM217 70H218V72L216 73ZM138 71H139V69H138ZM118 73H119V75H118ZM135 73L138 74L139 78L135 75ZM61 74L63 75V78H62ZM176 74H177L178 78L176 80H174L175 79L174 77L176 76ZM157 76H158V78L161 76V79L159 78L160 80H158L159 81L158 83H156L157 82L156 81ZM215 76L217 77V79ZM64 77H65V79H64ZM103 77H105L106 79ZM141 77H142V79H141ZM144 77L146 78V80H144L145 79ZM171 77L174 78L173 79L174 81L172 80ZM239 77H240L239 81L242 82L243 79L241 78V76H239ZM72 78H74V80ZM186 78H187V76H186ZM58 79L65 80L66 84L63 87V89L60 88L59 84L56 83V81H58ZM68 79H70V80H68ZM138 79L140 82L139 81L137 82ZM99 80H101L100 83H99ZM217 80H218V82H217ZM169 81H171V82H169ZM140 83L141 84L145 83V84L143 86ZM212 83H211V85H212ZM120 84H119V86L117 85L118 89L117 90L115 89L116 92L118 91L117 92L118 96L121 95V93H122V91L121 92L119 91V90H122V85L120 86ZM158 84L160 87L158 86ZM161 84H162V87H161ZM139 85L142 87H140ZM156 85H157V87H156ZM38 86L42 87L45 90V92L50 94L49 99L46 100L47 105H52V102H54V104H53L54 108H53V111L51 113H47V110H45L44 107H41L40 97L36 94V92H37L36 87H38ZM101 86L104 88H102ZM99 87H101L100 88L101 91H99V92H101L103 94V96L101 95V93L98 92ZM119 87H121V88L119 89ZM147 87H149V88L147 89ZM213 87H214V85H213ZM235 87H236V85H235ZM115 88H116V86H115ZM139 88L142 90V92L140 91ZM143 88H145V89H143ZM223 88L230 90L227 92L228 94L227 93L224 94L225 93L224 91H227V90H223ZM221 89L223 90L224 93L222 92ZM148 90L151 92V94ZM198 90H196L195 92H197ZM0 91H2V92H0V98H1L0 99V108L2 110H6L7 107L9 106V104H7V103H9V102L12 103L11 102L12 100L10 98H8V96H5V93L3 92V90H0ZM102 91H104V92H102ZM138 91H140V92L138 93ZM183 91L182 92L180 91L181 93H179L180 94V96H178L179 98L182 97L181 95L183 93H186ZM188 91L190 92V89ZM192 91L190 93L183 94L184 97L182 99H184L187 102L189 100L188 96H191ZM211 91L215 95L212 93L211 94L208 93ZM147 92H149V93H147ZM141 93H144V94L146 93L145 94L146 97L143 96L144 94H141ZM135 94H136V96H135ZM137 94H138V98H137ZM140 94H141V96H143L146 99L145 102L148 101L147 102L148 104L147 103L145 104V102L144 103L142 102V101H144V98L143 99L140 98L139 97ZM176 94L173 96L171 95L172 99L176 98V96H177ZM187 94H189V95L187 96ZM207 94H209V95H207ZM185 95H186L187 100L185 99ZM101 96H102V98H101ZM148 96H149V99L152 96V99L149 100ZM3 98H5V99L7 98L9 101L6 99L7 100V102H6V100ZM82 98L85 101H83ZM132 98H133V100H132ZM139 98L141 99V101H139L140 100ZM220 98L218 99V101H220ZM99 99H100V101H99ZM177 100L175 99V101H177ZM190 100H191L190 101V104H191V102H193V100H192V98H190ZM194 100H196V99L194 98ZM102 101H105L106 103L102 102ZM135 101L136 102L138 101L140 104L139 103L137 104ZM185 101H183V102H185ZM118 102H119V104H118ZM128 102L130 104H132L133 106H130V104ZM2 103H4V104L2 105ZM135 103L137 106H135ZM187 103L189 104V102H187ZM239 103H240L241 107H242V105H244L243 107H246V108H243V111H245V110L247 112L249 111L248 113L247 112H244V113L248 114V115L246 114L247 115L246 119L248 118L247 120L248 121L250 120L252 122L253 118L251 119V117L256 115V113H258V112L254 111V108L252 106H248L249 104H247V102L244 101L243 98L240 99ZM102 104H104V105H102ZM125 104H126V106L129 105L130 108L127 106L124 110V108H122V107H125L124 106ZM96 105H98V106L95 107ZM120 105H122V106H120ZM131 107H133V108H131ZM147 107H152V108L149 109ZM4 108H6V109H4ZM136 108L139 109L140 112L137 111ZM143 108H145V110L147 112L145 110H143ZM165 108L167 109V107H165ZM200 108H202V107H200ZM82 109H83V111L81 112ZM118 109H120L121 112ZM126 109H128V110L132 109L133 111L132 110H129V111H131L133 113L129 112ZM251 109L255 113L254 112L251 113V111H250ZM123 110L126 111V114L128 112V114L126 115ZM134 110L139 112V113L134 112ZM201 110H203V109H201ZM241 110H242V108H241ZM100 111H102V114ZM172 111H173V109H172ZM106 112H108V116H107ZM143 112H145V114ZM222 112L223 111H221V112L215 111L216 114H213V115L216 116L217 114L220 115L219 113H221L222 115H220V117L218 115L217 116L219 119H222L224 116H226ZM121 113H122L123 117H121V116L119 117V115H121ZM140 113L141 114L143 113V114L141 115ZM146 113H147V115H146ZM129 114H131V115H129ZM132 115H134V116L136 115L135 118H137V119H132L133 118ZM137 115H140V118L142 119V121H140L141 120L140 118L138 119L139 116L137 117ZM209 115H211V113H209ZM145 117H146V119H145ZM257 117L260 118L261 116L257 115ZM225 118H227V116ZM225 118H223V119H225ZM130 119H131V121H130ZM262 119L264 120V118H262ZM135 120H139V122L135 121ZM129 122H131V123H129ZM134 123H136V125ZM129 124L134 126V127L129 126ZM88 132H90V129ZM49 137H50V139H48ZM23 140H24V143H23ZM9 142L10 143L12 142V143L9 144ZM17 143H19V144H17ZM4 144H5V146H4ZM15 144H17V145H15ZM25 144H26V147H25ZM112 150H114V151H112ZM188 164H190V163H188ZM36 178H38V179L35 180ZM131 178L132 177H127L128 182L127 181L126 182L129 183L128 184L129 186H130V183H131V185H134L135 187L138 186L137 189L140 187L136 192H140V190L142 191V190L146 189L145 185L142 182H139V183H137L136 181L134 182L133 178L132 179ZM141 178H142V181L144 183L145 182L147 183L149 181L148 178H147V181H144L143 177H141ZM144 179L146 180V177H144ZM179 180H181V178H179ZM179 180H178V182H180ZM34 181H36L38 183H35ZM183 181H184V179L181 180V182H183ZM178 182H177V184H181L183 186L185 185V184H182L181 182L180 183H178ZM186 182H187V180H186ZM186 182H183V183H186ZM127 183H126V185H127ZM89 184H90V182H89ZM177 184H176V187L181 186V185H177ZM130 188L131 187H128V189H130ZM114 189H116V188L114 187L113 190ZM126 191H128V190H126ZM90 192H92V191H90ZM34 193H35V195H34ZM154 193H155V191H152V194H154ZM3 194H5V195H3ZM57 195H58L57 197L59 198L60 194L58 193ZM113 195L114 194L110 195L109 202H111V201L113 202V199H112ZM256 195L257 196H255V197L258 198L257 199L258 201L254 200L255 199L254 198L253 200L248 199V200H246V202L245 201L241 202V201H239V199L235 200L234 202H231L232 199L230 197H226V199L223 203H218V202L211 203L213 201H208V202H206V204H203L204 206L202 204L199 205V208L196 207V206H198L196 204L195 209H193L194 208L193 203L190 201L187 202L188 206H187V203H184V202L179 203V205L181 204L182 207H184L183 203H184V205H186L185 207H189V208L191 207L192 210H188L189 209L188 208L187 212H184L182 210H178L176 207H171V206L166 207L164 202L155 203L153 205L147 204L146 206L148 209H151L150 212L152 213V216H154L153 212L159 214L160 216L161 215L169 216L168 221L170 223H172L174 226L176 225L180 228L184 226L183 228H186L185 226L193 225V227H195L197 230H199L198 232H200V237H202L203 239L205 238L204 239L205 242L202 238L201 239L205 243V244L204 243L203 244L206 246L208 245V241H209V243L219 241L221 245H218V243L215 242L218 247H220V246H224V247L226 246V248L234 247V248H237V250L243 249L244 251H246L247 248H249L251 246H258L260 244L259 232L261 230V226L264 225V222H258V220H257L258 216H261L262 214L264 215V212H262V210L264 209V200H262V199H264L263 198L264 192H261V191L257 192ZM261 195H263V196H261ZM115 196L116 195H114L113 198H116ZM78 198H79V200L81 199L83 201V199L80 196H78ZM38 200H39V202H37ZM260 200H262V201H260ZM41 201L43 202V204ZM38 203H39V205H41V204L42 205L40 207H38L39 206ZM2 208H3V210H2ZM39 208H42V209H39ZM111 208L112 209L115 208L114 210H116V209L118 210V207L115 206V204H112ZM47 209H48V211H47ZM193 210H194V212H193ZM36 212H38V213L35 214ZM42 214H44V216H41ZM36 215H38L39 217ZM88 215L89 216L91 215V217L94 218L96 213L94 211L90 210ZM6 216H7V218H6ZM31 216H34V217H31ZM202 216H206L207 218H209V220H211L213 222L215 221V222L214 223L213 222L207 223V222L203 221L205 218ZM14 218H17V219H14ZM6 219H9L8 221H12V222H8ZM15 220L16 221L21 220V222L19 221L16 223ZM42 220H44V221H42ZM221 220L224 222V223H222V224H224L223 225L224 228L222 227V224H221L222 221ZM46 222H47V224H46ZM101 222L104 223L103 221H101ZM10 223L11 224L13 223V224L10 225ZM39 223H41V224H39ZM15 224L17 226H15ZM5 225H7L8 228H6L7 226H5ZM38 225H40V226H38ZM102 227H105L104 224H102ZM4 228H6V229H4ZM35 228H36L37 233H36V231L33 232V230ZM41 228H43L44 231ZM8 229H9V231H8ZM87 229H88V227H86V229H85L86 233L88 231L87 234L90 235V233H92L93 231H92V229L91 230L90 229L87 230ZM5 230H6V232H5ZM14 230H15V232H14ZM96 230H98V229H96ZM2 231H3V233H2ZM16 231H17V233H16ZM31 231H32V233H31ZM46 231H48V232H46ZM206 231H207V233H206ZM208 231H212V232L208 233ZM209 234H212V235L208 237ZM11 235H13V237ZM45 235L46 236L48 235V237H46ZM17 236H18V238H17ZM222 236H224L223 239H222ZM15 238H17L19 241ZM33 238H35L36 241ZM206 238L208 240H206ZM27 240L29 241V243ZM43 240L46 241L45 243L48 244V247L45 243L44 244L42 243ZM9 241H13L12 243H15L16 246L13 245ZM32 241H34V242H32ZM30 242L33 244H31ZM24 243L25 244L28 243L29 245L28 244L25 245ZM17 244H18V246H17ZM30 244H31V246H33L32 250L35 252L39 251L38 254L42 257H39V255L37 253H35L31 250L32 247L30 246ZM210 244H212V245H210ZM210 244H209L210 246L214 245V243H210ZM10 246H12V247H10ZM14 246H15V248L17 247L18 249L17 250L14 249L13 248ZM23 246H25V247H23ZM28 246L30 249L28 248ZM36 246L38 249L36 248ZM240 246L242 248H240ZM10 248L11 249L13 248V250H10ZM21 248H22V251H21ZM24 249H26L27 251L29 250V251L27 252L25 250V252H24ZM44 249H45V252H44ZM14 250L17 252L16 253L17 255L16 254L14 255L16 257H14V256L8 257V254L13 253ZM5 251L8 254H6ZM30 251H32V252H30ZM41 252H43V253H41ZM50 253L55 257L50 255ZM56 253H57V255H55ZM18 254L21 257L27 256L25 258L22 257V259L24 258V261L22 263H21L20 257H17ZM24 254H27V255H24ZM32 255L35 257L34 259H36V256L38 255L37 256L38 260H34ZM51 259H52V261H51ZM33 260H34V262H33ZM40 260L41 261L44 260V261L42 263H40L41 262ZM46 264H48V263H46Z\"/></svg>",
	"mask_w": 264,
	"mask_h": 264
}]
</instances>
